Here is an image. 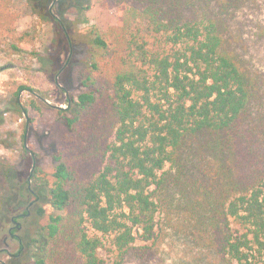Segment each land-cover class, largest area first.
Instances as JSON below:
<instances>
[{
  "label": "trees",
  "instance_id": "obj_1",
  "mask_svg": "<svg viewBox=\"0 0 264 264\" xmlns=\"http://www.w3.org/2000/svg\"><path fill=\"white\" fill-rule=\"evenodd\" d=\"M104 2L119 9V22L85 34L83 90L58 110L65 128L52 173L36 162L32 172L0 163L5 220L41 203L34 264H108L103 250L112 264H144L150 249L136 247V232L152 242L158 212L171 202L173 213L190 218L192 242L218 258L210 260L264 264V115L254 112L259 80L234 51L231 32L245 0ZM12 3L0 0V30L9 37L19 19ZM28 4L56 24L58 43L70 51L69 19L54 9L73 2ZM26 139L22 159L33 165L37 152Z\"/></svg>",
  "mask_w": 264,
  "mask_h": 264
},
{
  "label": "rangeland",
  "instance_id": "obj_2",
  "mask_svg": "<svg viewBox=\"0 0 264 264\" xmlns=\"http://www.w3.org/2000/svg\"><path fill=\"white\" fill-rule=\"evenodd\" d=\"M59 1V0H58ZM71 10L54 9V15L66 17L72 43L70 51L58 43V27L53 22H44L28 4V0H13L11 8L19 15L16 31L7 36L0 30V163L16 165L24 171H33L34 162L47 174L54 168L57 143L65 128L64 120L58 114L59 108H68L67 100L80 90L84 61L88 56L87 30L97 27L108 30L117 26L119 9L105 5L104 0H71ZM104 2V3H103ZM78 4V7L76 6ZM84 7H88L84 9ZM62 14V15H61ZM86 17L88 24L76 23ZM70 23V24H69ZM76 23V24H74ZM233 49L239 55L246 70L258 82L260 91L258 105L254 112L264 115V0H245L235 13L231 26ZM51 52V55L48 53ZM51 56L50 65H42L41 57ZM21 87L25 90L18 91ZM48 97V99L45 98ZM28 107L23 112L18 103ZM36 107V108H35ZM264 123V121H263ZM25 144L37 152L33 165L23 162ZM32 155L26 157L32 158ZM32 162V161H31ZM207 164V162H206ZM166 171L175 174L170 165ZM27 176V175H26ZM28 178V177H27ZM0 175V192L4 187ZM208 186H211L210 184ZM35 203V202H34ZM41 203L30 208V216L18 220L22 228L16 234L20 239L10 238L9 229L13 223L5 220L0 204V260L5 264H34L40 256V245L30 243L37 237L38 226L35 211ZM28 207V206H27ZM23 206L19 212L27 209ZM48 214L52 208L45 205ZM171 202H165L157 215L156 235L152 242H145L137 234L136 247H148L144 264H223L214 261V255L196 245L189 238L191 228L186 214L175 212ZM189 218V219H188ZM43 224V221L41 222ZM189 238V239H188ZM7 239L8 247L4 240ZM22 247L20 255L16 256ZM101 255L112 264V254L107 250ZM210 258H214L211 259ZM129 260V259H128ZM141 263V262H140ZM130 259L126 264H140Z\"/></svg>",
  "mask_w": 264,
  "mask_h": 264
},
{
  "label": "flooded vegetation",
  "instance_id": "obj_3",
  "mask_svg": "<svg viewBox=\"0 0 264 264\" xmlns=\"http://www.w3.org/2000/svg\"><path fill=\"white\" fill-rule=\"evenodd\" d=\"M34 205H35L34 202H32L27 207V209H26L28 211L27 214H25V215L24 214H20V215L12 217L11 222L13 223L14 226L9 229L10 238H12V239H20L19 236L16 234V232L21 230V228H22V225H21V223L18 220L22 219L23 217H25V218L29 217L30 216V213H29L30 208H32ZM4 244H5L6 247H8L7 239L4 240ZM2 252H7L8 253V249L0 250V253H2ZM4 264H5V262H4Z\"/></svg>",
  "mask_w": 264,
  "mask_h": 264
},
{
  "label": "water",
  "instance_id": "obj_4",
  "mask_svg": "<svg viewBox=\"0 0 264 264\" xmlns=\"http://www.w3.org/2000/svg\"><path fill=\"white\" fill-rule=\"evenodd\" d=\"M34 168H35V165H34ZM0 264H4V262L0 260Z\"/></svg>",
  "mask_w": 264,
  "mask_h": 264
}]
</instances>
